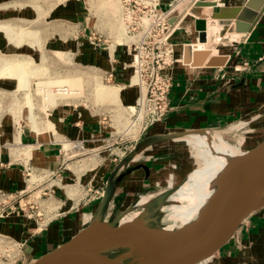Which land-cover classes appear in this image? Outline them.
Returning <instances> with one entry per match:
<instances>
[{"label": "rangeland", "instance_id": "1", "mask_svg": "<svg viewBox=\"0 0 264 264\" xmlns=\"http://www.w3.org/2000/svg\"><path fill=\"white\" fill-rule=\"evenodd\" d=\"M107 1L22 0L23 8L18 16H2L0 13V77L10 74L17 79L0 78V129L8 125L9 132L12 134L21 129L31 132L32 124L36 131H38L37 127L41 129L38 131L40 133L46 131L45 135H48L47 131H50L56 134L57 130L61 129L66 116L78 115L86 110V113L98 118V128L102 130L98 132L96 139H92L94 143L91 142L90 146L84 145V150L81 152L70 154L68 150L72 145L63 144L62 155L66 160V167L60 174L52 176L45 168L42 170L33 165L24 167L23 177L28 186V192L25 195L14 197L10 196L8 191H0V264H20L21 261H25L27 257L25 252L29 246L30 237L44 234L54 223L55 220L46 223L42 212L44 203L51 202L47 200L49 190L55 191L56 197L65 201L61 198L62 190L65 194H72V196L81 193L84 185L91 179L97 182L98 178H103L106 168L111 170L119 167L141 142L136 153L138 151L145 153L158 145L160 140L158 138L148 141H145L146 136L140 138L141 133H138V127L135 128L134 133L127 134L128 124L134 120V115H131L134 105L125 103L121 95V102H118V99L115 100L117 95L109 96L101 88L107 85L126 86L131 83L129 78L121 80L115 78L114 74L113 77L110 76V73H115L121 64L130 73V78L132 74V68L129 69L132 67V57L128 53V47L122 42L117 43L116 32L113 33L108 28L111 25L110 21L106 20L109 26H107L108 23L106 25L103 23L104 19L109 17L105 14L108 8L112 14L118 9L119 16L115 17L122 22L120 5L117 0H112L116 4L113 3V9H111ZM79 2L85 12L84 16L88 18L84 25L94 28L93 31L98 35H103V40H105L104 35L106 36L107 43L105 42L102 49H98L99 47L96 49L88 42H84L78 32L81 21H78L75 15L70 17L65 14L68 11L67 8L75 5L76 9ZM112 18L114 19V16ZM112 28L114 30L116 25ZM223 30L217 23L216 28H213L212 23L207 20L208 40L213 36L210 47L223 50L225 43H228V40L224 38ZM112 49H114L113 54H111ZM120 53L128 57L127 60H120ZM109 54H115V61H111ZM108 59L111 63L107 68L105 63ZM124 63L128 65L124 67ZM238 65L240 64L231 66L237 67ZM241 65L243 70L250 68L248 61ZM24 66L27 68L22 70L20 67ZM241 72L242 70L239 73ZM169 74L173 78L172 73ZM224 75L225 73L220 72L215 78L222 82L225 79ZM128 107L131 108H129L130 111ZM261 114L244 118L225 128L207 131L221 132L225 139L233 145H237L238 141L241 142L244 139V145L251 150L264 140V112ZM243 120L248 122L244 121L243 126L238 129L233 128V125ZM100 137H102L101 140ZM164 151L167 153L166 165L156 170L151 181L150 192L139 196L130 206L134 209L132 208L128 214L139 213L141 216L147 211L156 221L162 216L163 219L157 223L150 222L151 226L156 228L169 224L164 219V210L160 207L172 192L169 188L172 174L179 173L175 180L178 182L177 185H180L186 179V175L195 169V165L202 162L199 157L197 158L196 150L186 144L172 141ZM143 156V154L137 155L134 162L141 160ZM101 172L102 175H100ZM33 175L39 181L30 186L28 185L29 180L31 178V181L36 180ZM64 177L70 178L64 181ZM93 184L95 185V182ZM163 192L166 193L163 195ZM33 193L35 194L31 195ZM157 195L159 197L163 195L161 198L158 197L156 203L158 207L155 204L150 205L144 211L145 209L137 203L142 197L151 198ZM23 198L25 199L20 202ZM127 210L129 208L121 211L119 215ZM13 216L25 218L31 226L22 230V222H18L19 225L16 224L14 228L8 227V220ZM124 252L125 249H118L110 252L109 255L121 257ZM29 261L27 264L31 263ZM123 261L128 262L129 260L124 259Z\"/></svg>", "mask_w": 264, "mask_h": 264}, {"label": "crops", "instance_id": "2", "mask_svg": "<svg viewBox=\"0 0 264 264\" xmlns=\"http://www.w3.org/2000/svg\"><path fill=\"white\" fill-rule=\"evenodd\" d=\"M21 1L0 0L2 16H18L23 8ZM170 2L176 3L175 0H164V5ZM218 3L225 6H238L240 0H220ZM67 10L65 13L67 16L75 15L76 19L81 21L78 29L81 35L84 28H87L84 23L88 21V18L84 16L82 4L80 3L76 9L74 5ZM187 18L189 20H186ZM194 20L195 18L189 15L185 20L180 21L178 30L172 37L175 44L196 43L198 33L194 27ZM208 21L212 23L213 28H216V21L212 19ZM217 25L224 29V38L228 40V43H225L223 50L210 47L213 37L211 36L204 46L215 54H229L230 60L227 66L192 68L187 65H175L171 70L173 88L170 93V111L162 121L143 131L140 138L143 136L147 139L159 138L179 131L220 129L244 118L262 115L261 113L264 112V12L250 33L227 34L225 27L218 23ZM84 42H88L87 39H84ZM119 58L127 60L128 57L120 53ZM108 60L105 63L107 68ZM246 61L249 62L250 68L243 70L241 64ZM234 64L240 65L231 66ZM121 65L114 73L115 78L127 80L130 73ZM240 70H242L241 73H239ZM220 72L225 73V79L222 82L215 78ZM0 78L16 79L10 74ZM136 95L137 91L134 89L130 93H121V97L127 104H132ZM9 131L8 125L0 129V191H8L15 197L20 191L27 190L23 177L24 167L33 165L37 168H45L51 175L52 173L60 174L64 171L66 162L62 156L61 140L83 141L84 145L90 146L94 143L92 139H96L98 132L102 130L98 128V118L83 110L78 115L66 116L61 129L57 130L56 134L50 131H47L48 135H45L46 131L40 133L32 124L31 132L21 129L12 134ZM99 139L101 140L102 137ZM172 141L174 140L160 139L157 146L145 153H140L139 155H144L143 158L135 162L133 160L126 170L123 171L118 167L111 170L106 168L103 178H98L97 182L91 179L96 186H99L104 185L108 176L106 189L109 182L112 183L108 203L101 213L102 221L109 222L115 219L121 211L130 208L139 196L150 192L151 181L156 170L163 168L167 163V153L164 149ZM143 166H146L148 170L146 171ZM68 178L64 177V181ZM61 193V198L65 200L61 215L44 234L30 237L29 246L25 252L27 257L22 264H26L29 260L32 262L63 244L89 225L99 213L102 200L84 205L78 200L66 197L63 190ZM8 221V227L14 228L19 225L18 222H22V230L31 226L25 218L18 216H13ZM27 237H29L28 234ZM211 264H264V208L248 218Z\"/></svg>", "mask_w": 264, "mask_h": 264}, {"label": "water", "instance_id": "3", "mask_svg": "<svg viewBox=\"0 0 264 264\" xmlns=\"http://www.w3.org/2000/svg\"><path fill=\"white\" fill-rule=\"evenodd\" d=\"M218 1L220 0H189L181 10L174 8L169 17L170 23L175 24L188 11L195 17L194 27L198 33V43L174 45L175 65H187L192 68H224L229 63L230 55L215 54L204 46L208 42L207 20L212 19L225 27L227 34H246L252 32L264 12V0H240L238 6H225ZM175 2L176 6L183 0H175ZM199 131L201 130L175 132L158 139L174 140ZM140 144L130 152L118 168L123 171L129 168L138 155L136 150ZM238 164L236 182L230 192L217 198L196 221L167 230L152 227L151 223L145 226L135 222L122 223L121 218L129 214L133 207L129 208L126 214L119 215L109 222L102 221L101 213L108 203L112 187V183L109 182L99 213L93 221L72 238L29 264H117L118 260L123 264L128 263L119 257L110 256L112 251L101 253L93 251L96 253L93 256H88L87 251L78 252L86 241L93 242L102 237L119 241L123 231H129L137 238L154 245L152 253L139 264H211L248 218L264 208V140L241 158ZM143 168L148 170L146 166ZM157 198L158 195L153 200V204L156 203ZM182 243L185 246L178 254L175 251L176 247ZM118 249L125 248L116 247L115 250Z\"/></svg>", "mask_w": 264, "mask_h": 264}, {"label": "bare ground", "instance_id": "4", "mask_svg": "<svg viewBox=\"0 0 264 264\" xmlns=\"http://www.w3.org/2000/svg\"><path fill=\"white\" fill-rule=\"evenodd\" d=\"M188 1L189 0H183L181 4L175 6V9L181 10L184 7L185 3ZM113 3L114 2L112 0L107 1V4L111 7V9H113ZM114 4H116V2ZM105 14H108L109 17L107 19H104L103 23L105 25L106 23H108L107 26H109L110 24L106 20L111 22V25L108 28L111 32H116L118 39L117 43H127L129 40H131V38L127 37L125 34V27L123 23L120 21V19L116 18L119 16V10L117 9L116 12H113L112 14L110 8H108L105 11ZM112 16H114V19L112 18ZM179 23L180 21L176 24V28L178 27ZM113 25H116V28L114 30L112 28ZM113 52L114 49L111 50V54H113ZM108 62L111 63L110 60ZM24 63L27 64V62ZM123 66L125 67L126 65L123 64ZM20 68L23 70L27 67L24 66ZM130 68H132V74L131 83L129 85H107L106 87H101L103 89V92L108 94L109 96L117 95V98L115 100L118 99V102H121V93H130V91H132L133 89L137 91V95L132 101L134 107H132V109L128 107V109L130 108L132 111L131 115H134V120L130 121V123L128 124L126 131L127 134L134 133L136 127H138V133H141L143 129V115L140 112L138 104L141 103L146 92V86L142 84L140 74L135 71L133 66L129 67V69ZM139 80L141 85L139 84ZM244 121L245 120H243V122L241 123L233 125V128L238 129L243 126L245 122H248L247 120L245 122ZM40 130L41 129L38 128V131ZM179 132L181 133L184 131ZM174 142L191 146L196 150L195 152H197V158L199 157L202 162L198 163L199 165H195V169L186 176V179L180 185H177L178 182L175 180L178 177V174H172V180L169 184V188L172 189V192L168 195V197H166V199L163 201L162 206L160 207V209L164 210V219H166V222H168L169 224L163 227L160 226L161 230L179 228L184 226L185 224L196 221L203 213H205V211H207V209L217 200V198H219L223 194L230 192L236 182L235 176L239 169L238 162L250 151L244 145V139L241 142L238 141L237 145H233L225 139V136L221 132L218 131L211 133L210 131L201 130L197 133H191L178 137L174 139ZM61 143H70L72 145V147L68 150L70 151V154H74L75 152H81L84 150L83 141L61 140ZM63 151L64 145L62 146V154ZM136 154L139 155L140 152L138 151ZM33 177L34 179H36V176L33 175ZM31 179L29 180L28 184L30 186H32V184L34 183L36 184V182L39 181L36 179L32 180V182ZM167 191L168 190H166V192ZM166 192H163L162 194L164 195V193ZM78 195L79 193L76 196H72V194H66L68 198H72L75 200H77ZM154 199L155 197L150 198L146 196L142 197V199H140L137 203L145 209L150 205H154L152 203ZM157 202L158 198L156 200V203ZM144 211H146V209ZM121 219L122 223L135 222L145 226L151 221L157 223L160 219H163V217L161 216V218L156 221L152 219L150 213L146 211L141 216L139 215V213H135L133 215L127 214ZM120 235L122 237H120L119 241L110 237H102L94 240L93 242L86 241L80 246L81 248H79L78 252L87 251L88 256H93L94 254H96L94 252H110L114 251L116 247H124L126 250L123 255L119 257V259L122 260H129L128 263L124 264H139L152 253L154 245L137 238L135 234L130 233L129 231H123ZM184 246V243H182L179 247H176V253L179 254ZM121 262H119L118 260L117 264H123Z\"/></svg>", "mask_w": 264, "mask_h": 264}, {"label": "built area", "instance_id": "5", "mask_svg": "<svg viewBox=\"0 0 264 264\" xmlns=\"http://www.w3.org/2000/svg\"><path fill=\"white\" fill-rule=\"evenodd\" d=\"M117 1L121 8V20L125 27V34L131 38L124 44L128 47V53L132 57V66L140 74L142 84L146 86L143 100L138 104L143 115L142 133L150 126L162 121L170 111V93L173 88V78L169 73L175 67L173 54L175 43L172 41V37L178 30L176 24L179 21L185 20L189 15L191 17L194 16L187 11L175 24H171L169 17L175 8L173 2L165 6L164 0ZM93 29L84 28L81 37L87 39L94 48L97 49L99 47L98 49H102L105 42L107 43L106 36L104 35L105 40H103V35H98ZM109 57L111 61H115V54H109ZM124 64L127 65L126 63ZM113 74L110 73V76L113 77ZM129 79L131 78L129 77ZM29 171H31V168H29ZM54 175L55 173H52V176ZM52 181L54 180L52 179ZM105 190V184L96 186L90 180L82 188L77 200L84 205L99 202L103 199ZM27 192L28 190L20 191L16 194V197H21ZM24 199H21L20 202ZM47 200L51 202L44 203L42 212L46 223H49L61 215L64 201L59 200L56 197V192L50 190ZM21 262L23 263V261Z\"/></svg>", "mask_w": 264, "mask_h": 264}]
</instances>
